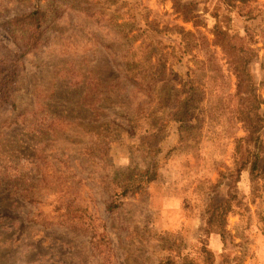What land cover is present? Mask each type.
<instances>
[{
    "label": "rangeland",
    "instance_id": "obj_1",
    "mask_svg": "<svg viewBox=\"0 0 264 264\" xmlns=\"http://www.w3.org/2000/svg\"><path fill=\"white\" fill-rule=\"evenodd\" d=\"M223 2L0 0V264H254L264 0ZM37 10L47 15L34 42L22 16ZM161 71L163 95L131 82ZM148 170L157 180L107 212L113 180ZM75 191L88 212L72 216L93 218L100 247L70 219ZM228 199V221L213 222ZM223 227L216 256L206 232Z\"/></svg>",
    "mask_w": 264,
    "mask_h": 264
},
{
    "label": "trees",
    "instance_id": "obj_2",
    "mask_svg": "<svg viewBox=\"0 0 264 264\" xmlns=\"http://www.w3.org/2000/svg\"><path fill=\"white\" fill-rule=\"evenodd\" d=\"M251 1H253V0H224L223 4L226 7L231 8L236 3L248 4ZM46 15H47L46 12H44L42 10H37V11H33L32 13H30L28 15L22 16V18L24 20H26V19L31 20L33 22V24L35 25V30L30 37V41H32V40L34 42L37 41V36L39 34V31L44 26L43 19ZM215 35H216V37L221 36V35H226L224 32H222L219 29V24L215 28ZM187 75H188V73H187ZM164 79L165 78H164V72L163 71L155 72L152 74H149V72H142V73L134 74V77L131 78V82H133V84L137 88H139L142 92H144L145 94H148L149 99H152L151 95L154 94L158 89L160 92H158L156 94H161V95L164 94L165 90H170V87L164 83ZM159 84H162V86L159 87ZM238 89H239V85H238ZM171 90H173L174 93L177 92V96L181 95V93H182V91L175 89V88H172ZM192 90L194 91V90H199V89L198 88L197 89L192 88ZM186 93L191 97L190 98L191 101H195L194 100L195 99L194 94H190L188 92H186ZM159 104H161V102ZM112 136H115V135L111 134L110 132H107L105 137L111 138ZM86 151H88V156L90 158H92V156L94 158V155L98 151V148H96L95 144H91L89 146V148L86 149ZM99 151H101V150H99ZM103 154L107 155L106 151L105 152L103 151ZM258 167H259V165L257 162L253 163L252 167H251V173L253 174L254 171L258 169ZM153 171L154 170H148L145 173L133 174V175L128 176L123 181L113 180L112 186L115 185L116 190H118L120 192H119V194L116 195L117 196L116 199H114L113 201L108 202V204H106L107 212L110 213V212L120 208L122 205V200H121L122 197H126L130 194L137 193V192L141 191L144 187H147L149 184L155 182L157 180V174H156V172H153ZM108 179H109V177L104 178V180H108ZM101 180H103V179L101 178ZM76 193H79V192L75 191V192L69 193L70 196H73V198H71L72 202L68 205V208H67V212L69 214H71V216L74 213L80 214V213H83L85 211H86V213L88 212L87 210H84L85 208H82L79 205L80 199ZM230 212H231V199H228L223 204L215 207V209L212 211V215H211L212 221L215 222V220H217V219L220 220L223 216H225V220L228 221V217H229ZM85 217L88 218L87 215ZM70 219H74L76 222L82 223V225L86 226L85 229H86L87 233H90L92 240L95 243L96 248L100 247L101 245H104L105 238L104 237L99 238L97 236V234H95L96 226H95V222H94L92 217H90V218H88V220H86L82 216H75L74 215ZM261 222L263 224V228H262L261 232H262V235L264 236V218H262ZM224 229L225 228L223 227L222 230H218V231L208 230L206 232V234L209 237L212 234L220 235L222 237V240H223L224 245H225L226 231ZM209 237H208V240H209Z\"/></svg>",
    "mask_w": 264,
    "mask_h": 264
},
{
    "label": "crops",
    "instance_id": "obj_3",
    "mask_svg": "<svg viewBox=\"0 0 264 264\" xmlns=\"http://www.w3.org/2000/svg\"><path fill=\"white\" fill-rule=\"evenodd\" d=\"M182 189H180L179 192H181ZM186 192V191H185ZM181 202L183 201V198L181 196H178L176 198V196L174 195L173 198H172V203H176V202ZM192 225H194V227L197 228V224L196 223H192ZM188 231H194V228L193 226L189 229ZM260 238L258 239V241L256 243V246L254 247L255 250H257L258 253H256L255 255V258H254V261H252V263L254 262V264H264V250H263V247H262V243H264V236L261 235V233H259L258 235ZM210 251L214 254H216V256H219L221 255L224 250H225V245H224V242L222 240V237L218 234H212L210 237H209V245H208Z\"/></svg>",
    "mask_w": 264,
    "mask_h": 264
}]
</instances>
